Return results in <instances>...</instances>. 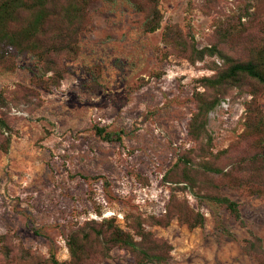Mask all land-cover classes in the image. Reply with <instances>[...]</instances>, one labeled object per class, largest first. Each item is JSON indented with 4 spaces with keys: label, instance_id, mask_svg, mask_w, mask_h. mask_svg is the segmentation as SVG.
Masks as SVG:
<instances>
[{
    "label": "rangeland",
    "instance_id": "obj_1",
    "mask_svg": "<svg viewBox=\"0 0 264 264\" xmlns=\"http://www.w3.org/2000/svg\"><path fill=\"white\" fill-rule=\"evenodd\" d=\"M160 8L161 27L146 32L144 14L129 1L92 0L79 54L64 60L68 70L60 86L32 84L34 73L41 72L32 55L18 57L13 71L0 68V92L16 90L5 109L12 133L7 152L1 143L9 132L0 112V264H37L51 253L65 262L72 227L116 217L128 229L126 213L162 215L173 191L205 215V224L191 229L174 218L167 227L147 225L173 250L168 262L145 264H259L243 243L251 233L264 242V196L222 186L240 204V223L204 195L212 188L205 180L218 182L217 174L198 177L203 190L164 180L179 154L197 147L187 130L194 93L205 90L200 79L222 64L217 56L193 64L164 35L170 27L199 48L217 43L242 56L259 37L264 0H161ZM252 97L232 88L209 114L212 151L232 148L221 165L236 157L233 147L241 143ZM258 99L264 109V92ZM97 127L121 139L104 140ZM95 264L141 263L116 246Z\"/></svg>",
    "mask_w": 264,
    "mask_h": 264
},
{
    "label": "trees",
    "instance_id": "obj_2",
    "mask_svg": "<svg viewBox=\"0 0 264 264\" xmlns=\"http://www.w3.org/2000/svg\"><path fill=\"white\" fill-rule=\"evenodd\" d=\"M115 1V0H109ZM144 14L143 27L146 32H154L161 27L164 15L161 0H127ZM92 0H0V68L13 71L18 67L20 56L32 55L36 59L40 73H34L32 84L48 88L60 86L68 68L65 59L74 60L80 51V36L89 23V6ZM262 4L257 11L260 13ZM259 37L248 46L242 56H234L214 43L197 47L182 33L168 27L164 40L179 49L182 56L195 64L206 56H217L222 64H216V72L203 76L200 85L204 91L194 93L195 110L188 121V136L197 147L179 154L176 163L164 175V180L177 185L200 186L202 174L214 173L219 181L205 180L212 188H206L204 195L225 209L240 223L242 212L238 201L222 193L227 185L245 194L264 196V109L258 99L264 92V17L259 20ZM175 33V35H173ZM97 76L94 81L98 83ZM247 90L253 97L246 102L244 129L239 135L241 143L233 147L236 152L228 165H221L219 159L232 149L212 151V140L208 136L209 114L226 97L229 90ZM20 90H28L21 86ZM16 90L4 87L0 92L1 123L9 133L4 135L1 148L8 151L12 133L6 121L5 109L12 106ZM97 134L107 141L120 140V133L108 132L97 127ZM201 157L200 161L193 156ZM200 186V187H199ZM98 204L97 214H101ZM177 218L189 228L202 227L205 215L193 208L187 199H181L173 191L162 215L143 216L126 213L128 229L117 222L116 217H105L102 221L86 220L72 227L67 245L70 259L61 262L54 253L37 264H95L110 256L118 246L128 249L138 263H166L171 258L173 245L166 239L157 237L147 225L167 227ZM244 251L259 264H264L263 238L255 233L246 238Z\"/></svg>",
    "mask_w": 264,
    "mask_h": 264
}]
</instances>
